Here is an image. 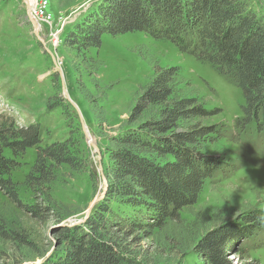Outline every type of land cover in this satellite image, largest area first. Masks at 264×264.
Here are the masks:
<instances>
[{"label": "rangeland", "instance_id": "1", "mask_svg": "<svg viewBox=\"0 0 264 264\" xmlns=\"http://www.w3.org/2000/svg\"><path fill=\"white\" fill-rule=\"evenodd\" d=\"M247 1L264 18V0ZM134 2L138 1L30 0L28 5L27 0H0V131L11 132L7 138L30 126L41 131L34 149L19 155L3 151L15 165L9 175L15 199L0 192V223L7 234L0 236V264H44L61 254L62 228L90 233L86 222L103 207L108 206L117 219L143 218L141 208L105 201L104 171L115 149L111 138L144 120L145 115L129 118L158 70L176 68L175 95L201 106L209 116L196 122L218 132L203 152L223 162L221 172L206 181L203 190L243 166L264 194L263 115L256 123L240 125L241 91L210 66L146 33L104 34L99 48L87 51L64 45V38L89 13L113 9L115 4L129 11ZM52 145L59 147L61 156L44 161L45 176L33 174L38 179L28 180L37 148ZM202 192L193 206L161 227H149L154 221L141 220L148 224L142 230L123 228L110 217L106 242L131 264H210L199 251L201 239L225 226L235 236L243 217L264 215V208L257 205L242 216L233 215L236 203L222 208L225 216L214 206L197 210ZM224 256L227 264H264V224L235 240Z\"/></svg>", "mask_w": 264, "mask_h": 264}, {"label": "trees", "instance_id": "2", "mask_svg": "<svg viewBox=\"0 0 264 264\" xmlns=\"http://www.w3.org/2000/svg\"><path fill=\"white\" fill-rule=\"evenodd\" d=\"M137 1L129 11L115 4L113 9L89 13L64 38V45L87 51L99 48L104 34L114 37L146 33L210 66L238 88L243 98L244 118L240 125L256 123L262 115L264 121V18L258 17L247 0ZM176 71V68L155 71L129 118L134 121L145 115L144 120L135 129L111 138L115 149L109 154L104 171L107 180L104 199L117 206L141 208L143 218L117 219L110 215L108 206L100 208L86 222L90 233L82 228H62L64 248L44 264H131L105 240L104 232L113 222L110 217L116 218L123 228L142 230L148 226L143 224L145 220L154 221L149 227H161L166 221L176 220L181 210L193 206L205 182L221 172L223 162L203 152L211 135L218 132L196 122L209 116L201 106L191 98L175 95L172 85ZM5 134L0 131V192L15 199L9 179L15 165L3 156V151L8 149L19 155L34 149L41 131L30 126L11 138ZM37 149L34 172L27 176L30 181L38 179L33 174L45 176L44 161L57 160L62 154L58 146ZM261 215L243 217V222L235 227V236L227 226L209 232L199 242L200 253L210 264H227L226 248L259 229ZM6 235L0 223V236Z\"/></svg>", "mask_w": 264, "mask_h": 264}, {"label": "clouds", "instance_id": "3", "mask_svg": "<svg viewBox=\"0 0 264 264\" xmlns=\"http://www.w3.org/2000/svg\"><path fill=\"white\" fill-rule=\"evenodd\" d=\"M249 178L243 166L233 171L228 176H221L217 181L206 185L201 194V199L197 205V210H205L210 206L215 207L217 214L225 216L222 208L225 205H238L234 216H242L251 212L257 205L264 208V194ZM234 197L238 200L234 201ZM261 224H264V215L258 217Z\"/></svg>", "mask_w": 264, "mask_h": 264}, {"label": "water", "instance_id": "4", "mask_svg": "<svg viewBox=\"0 0 264 264\" xmlns=\"http://www.w3.org/2000/svg\"><path fill=\"white\" fill-rule=\"evenodd\" d=\"M61 81L63 82V79H62V75H61ZM64 95L66 96V98L68 99V95H67V93H66V91L64 90ZM70 100V99H69ZM75 107V106H74ZM76 108V107H75ZM77 110V109H76ZM83 130H85L84 128H83ZM85 132V131H84Z\"/></svg>", "mask_w": 264, "mask_h": 264}, {"label": "bare ground", "instance_id": "5", "mask_svg": "<svg viewBox=\"0 0 264 264\" xmlns=\"http://www.w3.org/2000/svg\"><path fill=\"white\" fill-rule=\"evenodd\" d=\"M27 4L30 5V0H27ZM89 141L92 143V139L91 138H89Z\"/></svg>", "mask_w": 264, "mask_h": 264}]
</instances>
